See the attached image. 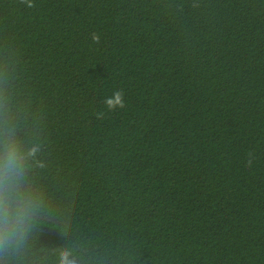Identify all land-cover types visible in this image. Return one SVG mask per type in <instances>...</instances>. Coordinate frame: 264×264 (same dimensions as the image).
<instances>
[{
    "label": "trees",
    "instance_id": "16d2710c",
    "mask_svg": "<svg viewBox=\"0 0 264 264\" xmlns=\"http://www.w3.org/2000/svg\"><path fill=\"white\" fill-rule=\"evenodd\" d=\"M32 3L0 0L38 205L0 264H264V0Z\"/></svg>",
    "mask_w": 264,
    "mask_h": 264
},
{
    "label": "clouds",
    "instance_id": "9594fccd",
    "mask_svg": "<svg viewBox=\"0 0 264 264\" xmlns=\"http://www.w3.org/2000/svg\"><path fill=\"white\" fill-rule=\"evenodd\" d=\"M27 7H33L32 0H23ZM92 39L100 42L93 34ZM108 110L125 106L124 93L114 91L104 101ZM103 114H98L102 116ZM36 149L26 150L11 131L0 138V249L8 250L22 242L38 207L36 199L25 187L27 161ZM251 163V162H249ZM59 264H77L67 250L61 252Z\"/></svg>",
    "mask_w": 264,
    "mask_h": 264
}]
</instances>
